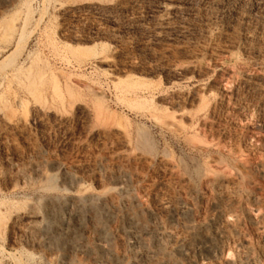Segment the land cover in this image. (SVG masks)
Wrapping results in <instances>:
<instances>
[{
    "label": "rangeland",
    "instance_id": "obj_1",
    "mask_svg": "<svg viewBox=\"0 0 264 264\" xmlns=\"http://www.w3.org/2000/svg\"><path fill=\"white\" fill-rule=\"evenodd\" d=\"M0 264H264V0H0Z\"/></svg>",
    "mask_w": 264,
    "mask_h": 264
},
{
    "label": "bare ground",
    "instance_id": "obj_2",
    "mask_svg": "<svg viewBox=\"0 0 264 264\" xmlns=\"http://www.w3.org/2000/svg\"><path fill=\"white\" fill-rule=\"evenodd\" d=\"M11 29H13V27ZM11 29H9V30H11Z\"/></svg>",
    "mask_w": 264,
    "mask_h": 264
}]
</instances>
